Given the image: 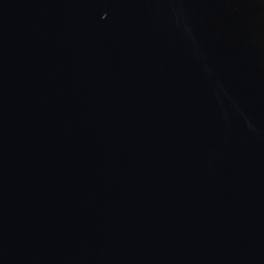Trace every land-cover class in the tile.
<instances>
[{"label": "water", "instance_id": "1", "mask_svg": "<svg viewBox=\"0 0 264 264\" xmlns=\"http://www.w3.org/2000/svg\"><path fill=\"white\" fill-rule=\"evenodd\" d=\"M0 264H264V0H0Z\"/></svg>", "mask_w": 264, "mask_h": 264}]
</instances>
